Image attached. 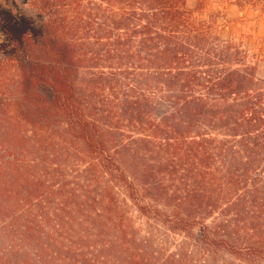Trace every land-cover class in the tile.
I'll use <instances>...</instances> for the list:
<instances>
[{
  "label": "trees",
  "instance_id": "obj_1",
  "mask_svg": "<svg viewBox=\"0 0 264 264\" xmlns=\"http://www.w3.org/2000/svg\"><path fill=\"white\" fill-rule=\"evenodd\" d=\"M27 5L31 14L0 6V71L7 66L12 79L3 144H21L28 131L22 138L15 130L24 127L58 138L125 190L144 218L207 258L259 264L264 78L249 51L205 17L210 0ZM118 126L136 135L119 141ZM18 164L15 174L0 165L1 240L24 247L35 233L40 178L19 174ZM167 184L176 189L159 203ZM22 200L29 210L20 215ZM28 260L0 255V264Z\"/></svg>",
  "mask_w": 264,
  "mask_h": 264
},
{
  "label": "rangeland",
  "instance_id": "obj_2",
  "mask_svg": "<svg viewBox=\"0 0 264 264\" xmlns=\"http://www.w3.org/2000/svg\"><path fill=\"white\" fill-rule=\"evenodd\" d=\"M0 6L32 13L27 0H0ZM205 13V17L216 19L217 31L225 40L239 42L249 51L250 61L258 66V76L264 78V0H210ZM2 68L0 165L7 164L8 172L15 174L11 164L19 162L15 166L21 169L19 174L27 172L29 176L24 177L40 178L34 197L40 209L30 212L35 233L24 247L25 242L11 237L1 240L8 219L0 221V255L28 258L29 264L41 262L36 260L39 256L50 264H239L222 257L207 258L191 241L148 221L125 190L109 181L101 169L90 167L88 158L75 154L58 138L35 136L24 127L15 130L22 138L28 131L21 144H3L2 131L12 130L4 114L12 79L7 66ZM118 127L122 132L119 141L136 135L131 132L132 126ZM175 189L167 184L160 195L156 194L157 201L162 203ZM181 191L185 193V187ZM17 207L20 215L29 210L24 200ZM258 263L264 264V254Z\"/></svg>",
  "mask_w": 264,
  "mask_h": 264
}]
</instances>
